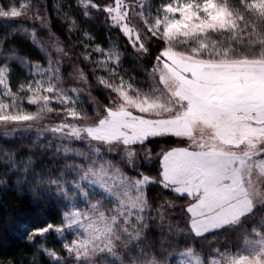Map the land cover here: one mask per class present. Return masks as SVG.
<instances>
[{
    "label": "rangeland",
    "instance_id": "1",
    "mask_svg": "<svg viewBox=\"0 0 264 264\" xmlns=\"http://www.w3.org/2000/svg\"><path fill=\"white\" fill-rule=\"evenodd\" d=\"M103 1L106 6H112L113 0ZM129 2L136 7L143 4L148 24L155 23L154 17L159 7L150 9L147 0ZM226 3L234 15H241L227 0ZM248 14V19L237 20L238 27L235 29L217 28L207 33L181 35L171 42V47L177 53L191 57L168 61L178 80L196 85L189 94L198 101V106L187 115L185 113L191 106L184 102L182 107L170 92L159 85L158 76L153 71L163 62V57L159 61L157 57L168 44L160 38L159 33L153 36L139 16L133 17L131 26L140 32L145 46L149 40H153L152 45L156 46L150 72V80L154 84L147 89L148 86L132 84L126 75H119L115 70L119 59L115 47L103 49L89 45L86 51L91 65L104 76L105 83L111 85L108 89L115 96L114 102L93 117L92 122L81 118L77 107V88H69L71 93L64 90L58 77L51 72L41 74L34 71V66L39 64L22 63L27 74L22 78L23 83L12 89L14 97L6 94V89L0 85V104H8L9 112L39 111V117L34 121L0 123L2 131H7L9 137L18 136L24 130L33 128L34 122H37L41 123L38 127L41 133L57 135L62 160L54 186L61 190L62 216L67 213L69 221H75L67 232H52L57 235L65 263L233 264L240 257H253L264 250V53L245 57L236 50L232 54L234 50L231 48L233 42L238 46L244 39L253 42L251 38L256 29L251 25L264 22V18L255 13ZM37 17L34 21L30 20L32 25L48 29L46 18ZM9 18L15 19L13 16ZM27 19L33 18L29 16ZM108 19L137 54H146L139 50L138 45L134 47V40H129L120 27L114 26ZM30 34L34 35L33 32ZM49 38L48 46L52 53L57 54L58 65L67 63L71 67L75 85L86 88L87 79L80 78L81 66L86 60L52 37ZM229 55L236 58H228ZM10 58L0 51V69L9 67ZM38 84L55 88L53 93H45L52 97L47 107L43 101L38 105L27 102L31 95L28 86L36 87ZM120 87L141 104L144 101L159 102L165 107L156 111H140L114 91ZM48 108L53 110L48 111ZM169 108L171 111H167ZM73 112L76 115H72ZM55 115L56 119L53 118ZM73 129L79 130L78 137ZM158 136L180 140V146L178 144L169 149L159 146L154 153L147 148L137 152L142 158V165L159 164L164 188L191 200L192 205L186 209L188 221L192 222L190 233L209 232L215 225L229 221L216 235L198 243L199 248L181 246L170 249L172 239L177 240L178 245L181 236H185L182 230H176L178 226L173 231L167 218L162 220L169 238L165 242L160 241L162 243L157 254L147 245L151 216L145 189L152 181L131 176L137 162H140L136 161L129 147L140 146ZM250 208L254 209L250 215L232 222ZM86 228L89 231H85ZM32 233H27L28 240ZM49 235L31 241L43 249L46 244L49 246ZM68 237L98 238L92 240L89 255L77 261L68 258L61 246V241L67 242ZM260 264H264V255L260 256Z\"/></svg>",
    "mask_w": 264,
    "mask_h": 264
},
{
    "label": "trees",
    "instance_id": "2",
    "mask_svg": "<svg viewBox=\"0 0 264 264\" xmlns=\"http://www.w3.org/2000/svg\"><path fill=\"white\" fill-rule=\"evenodd\" d=\"M147 1V6L150 5V9L154 10L169 0ZM227 2L238 14L246 19L247 16L250 17L242 0ZM93 3L101 5V10L96 11L88 0H0V13L5 11L8 13L7 18H0V51L6 57H11L8 67L10 71L7 73L11 89L15 90L18 84H22V78L27 74L22 63H36L44 69L50 66L51 74L58 77L59 84L64 90L69 92V88H77L79 93L77 107L82 114L81 118L87 122H92L93 117L108 108L110 102H114L115 96L106 87L104 76L91 65L86 47L89 45L103 49L115 47L119 53L115 70L119 75H126L130 83L140 84L145 88L148 86L147 89L154 84L152 79L150 80V72L156 53V46L152 45L153 40L152 42L149 40L146 54H137L120 31L111 26L106 13L103 12L106 3L103 0H93ZM16 12L21 17L10 19L9 16ZM29 16L33 19H27ZM35 16L46 18L48 29L40 28L37 24L32 25L30 20L34 21ZM251 26L256 29L254 37L251 38L253 42L244 39L241 40L240 46L233 42L232 54L235 50L245 57L264 53V43L261 42L264 41V22H256ZM31 32L34 35L30 34ZM49 37L86 60L81 66L87 79L86 88L75 85L71 67L67 63L58 65L57 54L52 53L48 46L51 40ZM228 58L234 59L236 56L229 55ZM53 118L56 119V115ZM34 124L33 128L24 130V133L14 137H9L7 131L0 129V264L65 263L57 235L51 233L48 236L49 246L46 244L43 249L38 248L34 241L27 238L29 231L47 224H57L64 208L61 190L54 186L62 160L57 135L41 133L38 128L41 123ZM180 143V140L171 136H158L146 140L140 146L129 147L136 161L140 162H137L131 176L152 181L145 189V197L151 216L147 245L153 253L157 252L161 240L165 242L169 238L165 234L166 228L162 218H167V223L171 224L173 231L178 226L176 230L184 232L185 237L181 236L178 245L177 240H169L170 249L181 246L199 248L198 243L220 232L218 230L201 237L191 234L186 210L192 205L191 200L164 188L161 184L159 164L155 162L142 165V158L137 152L147 148L154 153L159 146L169 149L178 144L180 146ZM52 250L63 259L54 260L49 255Z\"/></svg>",
    "mask_w": 264,
    "mask_h": 264
},
{
    "label": "snow or ice",
    "instance_id": "3",
    "mask_svg": "<svg viewBox=\"0 0 264 264\" xmlns=\"http://www.w3.org/2000/svg\"><path fill=\"white\" fill-rule=\"evenodd\" d=\"M242 2L245 4V7L249 12L255 13L257 16L264 18V0H242ZM88 3L92 4V7L96 11L101 10V5L93 3V0H88ZM143 8V4L136 7L130 3L129 0H113L112 6L104 7L103 12L108 15L114 26L120 27V30L129 38V40H134L133 46L135 47L138 45L139 50L145 52L148 51L141 39L140 32L136 31L131 26L134 16H139L144 21L148 31L151 32L153 36H156L157 33H159L160 38L168 44L167 48H163V45L161 46L163 50L159 52L157 60L159 61L160 57H163L164 60L162 63H159L153 71L156 72L158 76L159 85L170 92L172 96L181 103L182 107L184 106V102H187V104L191 106V108L185 113V115H187L192 108L198 106V101L189 94L196 85L186 80H178L172 73L168 61L173 58L191 59V57H184V54L177 53L171 47V42L181 35L190 36L198 33H207L208 31H214L217 28L235 29L238 27L237 20H244V16L234 15L233 11L227 6L226 0L225 2H221V0H169V2L162 3L159 6L157 9V15L154 17L155 23L149 25L148 20L145 19ZM201 13H203V15H201ZM17 16H19L18 12L13 14V18ZM7 17V11L0 13V18ZM37 18L39 19V17ZM261 42L264 43V41ZM57 50L62 51V49ZM9 71L10 69L8 68L0 69V85L6 89V94L14 97L15 93L12 92L9 83V76L7 75ZM34 71L42 74L45 71L50 72L51 68L44 69L40 68L39 65H35ZM57 71H59V69H57ZM80 78L86 79L85 74L82 71ZM106 87H111V85L106 84ZM27 90L31 93L27 98L29 105H38L43 101L45 107H47V103L52 97L50 95H45V93H53L55 88L53 86L44 87L43 84H38L36 87L29 85ZM114 91L119 92L120 96L127 104L133 105L136 109L143 112H148L150 110L156 111L165 107L159 102L149 103L148 101H144V103L141 104L129 96L128 92L124 91L122 87L115 88ZM8 109V104H0V123L10 122L14 124H22L34 121L39 117V111L33 113H25L22 111L9 112ZM52 110L53 109L48 108V111ZM121 110L124 111L123 108ZM167 111H171V109L169 108ZM71 114L76 115L74 112ZM110 114L115 115V113L111 112ZM54 131L56 130L54 129ZM73 133L76 134L77 137L79 136V130L73 129ZM252 211H254V209L250 208L247 212H243L235 217L232 222H235L236 219H240L243 216L250 215ZM73 223H75V221H69L68 214L65 213L57 224H47L33 230V233L29 236V240H33L37 237L45 238L48 234H51L54 231L57 233L67 232L71 229ZM228 223L229 221L225 220L223 224L215 225L212 230H220L227 226ZM189 228H192L191 221H189ZM85 231L89 230L86 228ZM206 232L201 233L194 231L193 234L201 236L206 234ZM89 236H91V232H89ZM95 238L98 237H92L91 239L68 237L67 242L64 240L61 241V246L68 258H74L75 260L80 261L89 255V248L92 245V240ZM93 251H95V249H93ZM100 251L102 252L103 249H100ZM49 255L54 260L63 259L55 252V250H52ZM262 255H264V250L259 254H254L253 257H240L238 260L234 261L233 264H260V256Z\"/></svg>",
    "mask_w": 264,
    "mask_h": 264
},
{
    "label": "crops",
    "instance_id": "4",
    "mask_svg": "<svg viewBox=\"0 0 264 264\" xmlns=\"http://www.w3.org/2000/svg\"><path fill=\"white\" fill-rule=\"evenodd\" d=\"M192 230V229H191ZM216 231H218V230H215V231H213V230H211V231H207L206 232V230L205 231H201V233H205L206 232V234H204V235H201V236H205V235H208V234H211V233H214V232H216ZM194 232V231H193ZM201 236H199V237H201Z\"/></svg>",
    "mask_w": 264,
    "mask_h": 264
}]
</instances>
